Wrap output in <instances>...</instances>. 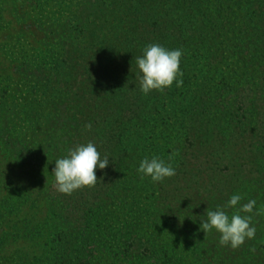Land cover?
<instances>
[{
    "label": "trees",
    "instance_id": "1",
    "mask_svg": "<svg viewBox=\"0 0 264 264\" xmlns=\"http://www.w3.org/2000/svg\"><path fill=\"white\" fill-rule=\"evenodd\" d=\"M0 40V264H264V212L238 249L200 227L264 206V0H0ZM150 44L182 50L181 87L141 92ZM88 142L109 166L57 192ZM153 156L175 176L141 179Z\"/></svg>",
    "mask_w": 264,
    "mask_h": 264
},
{
    "label": "clouds",
    "instance_id": "2",
    "mask_svg": "<svg viewBox=\"0 0 264 264\" xmlns=\"http://www.w3.org/2000/svg\"><path fill=\"white\" fill-rule=\"evenodd\" d=\"M182 50H169L159 44L146 46L142 55L136 58L138 73L136 79L139 81L140 90L147 95L151 91H164L176 84H183V73L180 70ZM91 130L92 125L86 126ZM178 153H173L169 160ZM109 166L107 156L101 158L100 152L92 142L78 144L67 150V155L55 161L52 175L54 176V187L57 192L71 195L74 191L82 188L95 187L97 183L96 170H104ZM141 179L150 177L153 182H162L165 178L175 176V169L171 163L153 156L151 159L144 158L137 169ZM242 197L239 194L232 195L223 206H217L215 210L207 208L204 219L201 220V230L207 234L215 230L219 234V246H230L238 249L246 240L255 238L256 228L253 226V215L259 216L264 212V206L255 211L256 200L252 199L241 204ZM233 210L229 214L228 210ZM206 236V235H205ZM255 252V249H251Z\"/></svg>",
    "mask_w": 264,
    "mask_h": 264
},
{
    "label": "rangeland",
    "instance_id": "3",
    "mask_svg": "<svg viewBox=\"0 0 264 264\" xmlns=\"http://www.w3.org/2000/svg\"><path fill=\"white\" fill-rule=\"evenodd\" d=\"M3 40V39H2ZM2 40H0V41H2ZM33 43H35V41H33V40H31L30 42H29V45L30 44H33ZM0 60L1 61H3V58H0ZM13 78H17V75L16 74H14L13 75ZM0 81H1V83L0 84H3L4 82H6L5 81V79H4V77H3V74H2V71H0ZM16 86H17V84H16ZM2 86L0 85V88H1ZM15 87V86H14ZM15 94V92H12V94H11V96H13ZM18 95H20V94H15L14 96H18ZM19 98H18V100L19 99H21V97L20 96H18ZM4 97H2V93L0 92V99H3ZM14 117V114L12 113V117H11V119ZM15 120V119H14ZM16 121V120H15ZM13 123V121L11 122V124ZM4 126L5 127H8V122L5 120V122H4ZM19 131H21V129L19 130ZM93 135V133L91 132V131H85V133L81 136V138H82V140H84L85 138H89V137H91ZM24 137H25V135H24ZM80 138V139H81ZM232 154H234V152H231ZM187 157H190V155L189 156H187ZM194 158H197L198 160H199V162L200 163H203L204 162V160H206L204 157H202V155H200V153L198 152L196 155H195V157ZM193 158V159H194ZM224 163H226V161H224Z\"/></svg>",
    "mask_w": 264,
    "mask_h": 264
}]
</instances>
